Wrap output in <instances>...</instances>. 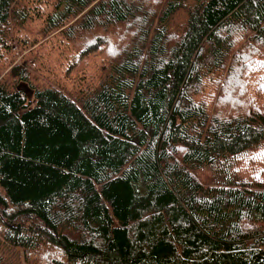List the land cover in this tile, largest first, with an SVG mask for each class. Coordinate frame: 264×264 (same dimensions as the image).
I'll list each match as a JSON object with an SVG mask.
<instances>
[{"label": "trees", "instance_id": "1", "mask_svg": "<svg viewBox=\"0 0 264 264\" xmlns=\"http://www.w3.org/2000/svg\"><path fill=\"white\" fill-rule=\"evenodd\" d=\"M262 49L264 0H0V264H264Z\"/></svg>", "mask_w": 264, "mask_h": 264}, {"label": "rangeland", "instance_id": "2", "mask_svg": "<svg viewBox=\"0 0 264 264\" xmlns=\"http://www.w3.org/2000/svg\"><path fill=\"white\" fill-rule=\"evenodd\" d=\"M179 18H181V16H180ZM174 28L177 29L178 27L175 26ZM175 29H174V30H175ZM49 38H50V37L45 38V39H44V42L48 41ZM42 42H43V41H42ZM39 45H40V43L36 44V45L34 46V48H36V47L39 46ZM27 52H28V51H25L24 54L27 53ZM261 54L264 55V49H262ZM22 56H23V55L19 52V54H18V60H19ZM0 78H2V76H1ZM228 101H229V100L226 101V105H227V102H228Z\"/></svg>", "mask_w": 264, "mask_h": 264}]
</instances>
